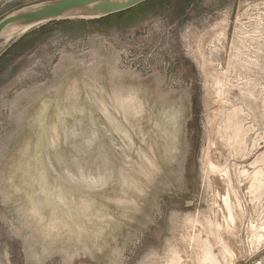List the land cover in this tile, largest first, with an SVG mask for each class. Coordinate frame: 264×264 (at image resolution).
<instances>
[{
  "label": "rangeland",
  "instance_id": "rangeland-1",
  "mask_svg": "<svg viewBox=\"0 0 264 264\" xmlns=\"http://www.w3.org/2000/svg\"><path fill=\"white\" fill-rule=\"evenodd\" d=\"M51 1L0 0V21ZM20 33L0 39V264H264V0Z\"/></svg>",
  "mask_w": 264,
  "mask_h": 264
},
{
  "label": "water",
  "instance_id": "water-1",
  "mask_svg": "<svg viewBox=\"0 0 264 264\" xmlns=\"http://www.w3.org/2000/svg\"><path fill=\"white\" fill-rule=\"evenodd\" d=\"M148 1L150 0H55L43 3L16 11L2 19L0 39L4 32L12 28L25 36L30 31L50 23L68 19L100 20L129 11Z\"/></svg>",
  "mask_w": 264,
  "mask_h": 264
},
{
  "label": "bare ground",
  "instance_id": "bare-ground-1",
  "mask_svg": "<svg viewBox=\"0 0 264 264\" xmlns=\"http://www.w3.org/2000/svg\"><path fill=\"white\" fill-rule=\"evenodd\" d=\"M24 31V30H23ZM6 40V39H5ZM98 122V121H97ZM94 127V126H93ZM210 166H211V168L213 169V165H212V163H210ZM230 186V185H229ZM51 189V188H50ZM43 190V189H42ZM43 192V191H42ZM226 195H225V197L223 198V204L227 207V212L226 213H223V214H225V216H223V219H225V220H227V222H230L232 225L235 223V210H236V208H235V205H234V203H232V201H231V198L229 197L230 195H229V193H230V190L228 189V190H226ZM58 195V194H57ZM53 198V197H52ZM218 207H220V206H218ZM224 207V206H223ZM225 207V208H226ZM220 210H221V208H219ZM219 210V211H220ZM221 212H223V211H221ZM220 212V213H221ZM218 214V213H217ZM226 222V223H227ZM231 224H230V226H231ZM224 226V225H223ZM228 226V225H227ZM221 225H217V229H219V231H221L223 228L221 227ZM225 230H226V233H231L232 231H231V229L229 228V227H226L225 228ZM230 235V234H229ZM192 237H193V235H192ZM218 237H220V236H218ZM191 240V239H190ZM193 240H196L195 238L193 239ZM193 240H191L192 242H193ZM222 241V240H221ZM220 241V245L221 246H225L224 245V243H222ZM191 242V243H192ZM194 242H196V241H194ZM193 242V243H194ZM190 244V243H189ZM194 245V244H193ZM207 245L208 246H210V247H213V245H211V243L210 242H207ZM189 246V245H188ZM192 246V245H191ZM195 246V245H194ZM194 246H192L193 248L192 249H194ZM190 248V247H189ZM191 249V250H192ZM214 255H213V253L212 252H207V254L205 253V256H204V258L203 259H198L197 258V260L200 262V263H202L203 264V262L206 264L207 262H213L214 261ZM184 260V259H183Z\"/></svg>",
  "mask_w": 264,
  "mask_h": 264
},
{
  "label": "trees",
  "instance_id": "trees-1",
  "mask_svg": "<svg viewBox=\"0 0 264 264\" xmlns=\"http://www.w3.org/2000/svg\"><path fill=\"white\" fill-rule=\"evenodd\" d=\"M127 12V11H126ZM122 13H125V12H122ZM122 13H119V14H116V15H120V14H122ZM110 17V16H109ZM104 19V18H103ZM94 21H96V20H94ZM98 21V20H97ZM51 24V23H50ZM48 25V24H47ZM46 26V25H45ZM25 37H26V35L25 36H23L22 38H20V40L17 42V43H15L13 46H12V48L11 49H13V48H16L18 45H19V43L20 42H22L24 39H25Z\"/></svg>",
  "mask_w": 264,
  "mask_h": 264
},
{
  "label": "crops",
  "instance_id": "crops-1",
  "mask_svg": "<svg viewBox=\"0 0 264 264\" xmlns=\"http://www.w3.org/2000/svg\"><path fill=\"white\" fill-rule=\"evenodd\" d=\"M43 27V26H42ZM37 29V28H36ZM35 30V29H34ZM34 30H32V31H34Z\"/></svg>",
  "mask_w": 264,
  "mask_h": 264
}]
</instances>
